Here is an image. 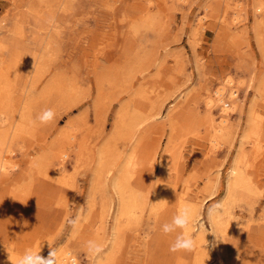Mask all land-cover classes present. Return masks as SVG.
<instances>
[{"label":"rangeland","instance_id":"1","mask_svg":"<svg viewBox=\"0 0 264 264\" xmlns=\"http://www.w3.org/2000/svg\"><path fill=\"white\" fill-rule=\"evenodd\" d=\"M1 163L0 264H264V0H0Z\"/></svg>","mask_w":264,"mask_h":264},{"label":"clouds","instance_id":"2","mask_svg":"<svg viewBox=\"0 0 264 264\" xmlns=\"http://www.w3.org/2000/svg\"><path fill=\"white\" fill-rule=\"evenodd\" d=\"M56 118V113L51 108H46L37 116V120L42 125L49 124L54 121ZM64 160H68V155L65 153ZM219 210L217 215L218 218L220 213L223 210V204L218 203L216 205ZM80 214L77 213L75 217H69L67 223L73 227L78 225L80 221ZM193 220V210L192 207L188 204H184L179 208L177 213L172 217L171 221L164 223L161 226V231L167 235L171 233H176L177 230H180L179 234L175 236L174 241L169 246V251L172 253L175 252H191L196 247V241L191 234L185 232V229H188L190 223ZM145 240L151 239L150 233H145ZM87 253L93 258L98 257L99 253L103 250V245L98 243L96 240H89L86 242ZM41 247L38 250L26 249L22 254H20L16 260V264H57V254L56 251L50 249L48 257H43L41 254ZM67 258L71 259V264H78L77 258L71 253H65Z\"/></svg>","mask_w":264,"mask_h":264},{"label":"bare ground","instance_id":"3","mask_svg":"<svg viewBox=\"0 0 264 264\" xmlns=\"http://www.w3.org/2000/svg\"><path fill=\"white\" fill-rule=\"evenodd\" d=\"M261 3V2H260ZM260 6H261V4H260ZM259 6V7H260ZM257 8V7H256ZM259 10H260V8H259ZM261 11V10H260ZM257 115L255 114V112L253 113V111L252 110H250L249 111V117H248V131L246 132V134L248 135V134H253L256 130H255V128L258 126V121H257ZM258 128V127H257ZM215 129V138H217L218 136H220V133H222L221 131L223 130L221 127H218V128H214ZM214 132V131H213ZM257 133V132H256ZM214 135V134H213ZM248 136H250V135H248ZM219 138V137H218ZM214 139V138H213ZM212 139V140H213ZM241 153H239V155H240ZM238 155V156H239ZM243 156V155H242ZM242 158V157H241ZM240 158V156H239V158H236L237 160H235V161H237L238 162V165H239V162H241V159ZM4 162V161H3ZM243 162V161H242ZM241 162V163H242ZM5 163V162H4ZM244 163V162H243ZM242 163V164H243ZM4 165V164H3ZM3 165H2V163L0 164V167L2 166L3 167ZM241 165V164H240ZM5 166V165H4ZM235 166V165H234ZM243 165H241V167H242ZM245 166V165H244ZM1 167V168H2ZM4 168V167H3ZM237 168V167H236ZM243 168V167H242ZM1 170V169H0ZM6 171V170H5ZM7 172V171H6ZM6 172H4V173H6ZM3 173V174H4ZM233 173L235 174V177H233V179H229L228 180V182H227V185H226V196H229V195H231V193L233 192V189L235 188V186H240L241 188L242 187H246V185L248 184V179L246 178V175H244V173H243V170L242 171H238L237 172V169H236V173H235V169L233 170ZM233 173H231V175H233ZM118 179V178H117ZM119 180V179H118ZM116 183V182H115ZM118 184V183H117ZM118 188L119 187V185H115V188ZM237 188V187H236ZM240 188V189H241ZM124 191V189L122 188V187H120V192H121V200H120V202H121V210L123 211V208H124V202H123V195H122V192ZM158 191V190H157ZM123 194H124V192H123ZM233 196V195H232ZM162 199H163V197H161ZM120 199V198H119ZM156 200H157V198H155ZM154 199V201H155V203L157 202L156 200ZM230 200V199H229ZM161 204V203H160ZM123 207V208H122ZM122 213V212H121ZM216 219V218H215ZM218 220V219H217ZM216 220V221H217ZM214 223V222H213ZM216 224V223H215ZM200 226V225H199ZM213 226H214V224H213ZM217 226V225H216ZM190 227V226H189ZM202 227V226H201ZM201 229V228H200ZM215 229V228H214ZM213 229V230H214ZM186 231V230H185ZM202 232V231H201ZM200 231H199V233H201ZM200 236H201V234H200ZM202 238V237H201ZM65 253H67V251L65 252ZM65 253H63V255H61V258L58 260V262H57V264H64V262L65 261H68V263H71V260H69L66 256H65ZM62 262V263H61ZM66 264V263H65Z\"/></svg>","mask_w":264,"mask_h":264}]
</instances>
